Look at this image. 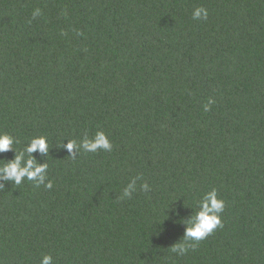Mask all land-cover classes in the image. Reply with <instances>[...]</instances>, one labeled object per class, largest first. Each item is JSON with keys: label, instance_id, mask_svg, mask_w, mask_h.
<instances>
[{"label": "trees", "instance_id": "16d2710c", "mask_svg": "<svg viewBox=\"0 0 264 264\" xmlns=\"http://www.w3.org/2000/svg\"><path fill=\"white\" fill-rule=\"evenodd\" d=\"M0 132L47 137L53 182L0 181V264H264V0H0ZM212 188L223 226L178 256Z\"/></svg>", "mask_w": 264, "mask_h": 264}, {"label": "clouds", "instance_id": "9594fccd", "mask_svg": "<svg viewBox=\"0 0 264 264\" xmlns=\"http://www.w3.org/2000/svg\"><path fill=\"white\" fill-rule=\"evenodd\" d=\"M40 15V10L36 9L33 16ZM208 17V10L203 6H198L192 11V19L205 20ZM213 103L209 99L204 105V110L207 111L209 105ZM17 141L12 135L6 132H0V153L9 150L14 151L12 159H0V181H11L15 185H20L22 181L28 180L34 183L35 187L43 185L45 188L51 189L53 182L47 178L48 163H37L32 153H40L47 155L49 143L47 137L43 135L32 137L27 144L20 150L14 147ZM72 158H75L81 151L95 153L98 150L107 152L112 151V144L106 133L102 130H97L95 134L89 137L85 134L79 142L75 139L68 140L64 144ZM141 179L137 176L129 181L124 188L121 199L131 197L132 191L136 187V181ZM4 188V183H0V189ZM140 189L148 191L150 186L147 183H141ZM198 210L194 216H190L185 223V231L183 239L174 243L171 251L178 256L184 255L189 248H195L200 241L204 240L208 235L218 227H222L221 213L224 210L225 202L218 197L216 188L205 192L197 202ZM40 264H53L51 255L45 254L41 257Z\"/></svg>", "mask_w": 264, "mask_h": 264}]
</instances>
